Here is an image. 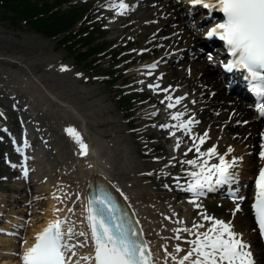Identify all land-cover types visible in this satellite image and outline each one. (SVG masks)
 I'll return each mask as SVG.
<instances>
[{"label":"rangeland","instance_id":"rangeland-1","mask_svg":"<svg viewBox=\"0 0 264 264\" xmlns=\"http://www.w3.org/2000/svg\"><path fill=\"white\" fill-rule=\"evenodd\" d=\"M160 1L167 0H144V6L138 8L136 6L134 11H128L124 17L119 19L122 23L115 30L109 27L111 26L109 19L114 17V13L104 12L106 10L99 7L98 0H70L67 8H74L82 12V18L75 26V29L82 28V33L79 36H83L86 32L91 30V34L93 33V36L97 38L96 42L98 43L91 51H95L98 46L104 48L102 51H98L83 62L78 59V54L72 53L73 49L78 50L82 48L80 44H75L77 39L74 40L73 38L69 42L64 40L60 42L59 38L44 36L27 24L16 25L14 21L12 22L7 18H0V228L3 226L6 229L5 232H0V264L14 257V255H9L8 253L10 251H17V248L21 246L24 240V236H27L35 225H38L47 217L45 209L47 208L46 198L49 193L45 192L44 194H39L38 191H35V186L21 188V190H18L16 193V188L14 187L17 185L15 183V178L20 169L9 166L8 162L18 159L21 152L17 151L18 148H16L15 144H12V142L18 138L20 139V134L25 129L30 133L28 139L31 141V146H33V148L40 142L42 143V140L44 141L45 139L44 145L48 146V152L47 154L44 153L41 155L42 157L44 156L43 159L48 161L46 162L43 160L47 165L49 164L48 167L53 169L54 173L52 172L51 177L53 176L52 178L58 181L59 188L56 191L58 192L57 194L65 197L67 194L66 191H68L69 188L63 190V186H72V184H74L73 175L68 173H71V170L68 167L64 168V165H67L65 162L68 161V159H64L66 156L64 157L63 154L66 151L64 148L68 149L70 145L69 140H73L72 138H68L70 136L64 131L71 125H67V122L63 119V113H61V109H63L62 104L60 103L62 107L58 106V99L55 101L51 100L50 97L41 90L42 87H39L41 85L35 80V75L38 76L39 74L38 77H42V80L45 79L44 82L46 83L47 81V85L45 86L54 88L53 91L56 90V92L54 91L55 93L59 92L60 95L58 96L65 99L68 96L67 99H74L73 103L77 102V105L83 102V104L81 103L83 108L89 105L91 108L89 106V108L87 107L89 110L88 112H90L91 109H93L92 111L95 109L98 110L95 111V114L97 112L96 117L94 116L95 114L92 115L94 118L89 116V119H94L89 121V124H92L90 127L95 129V125H97V127L101 129L106 128L104 130L108 128L110 133L105 132L104 136L114 139L121 147L124 146L126 149L125 153H127L131 161L137 165V167L135 166V170L141 171L140 168H147V163H156L155 161H158L166 155V151L169 152L167 149L169 142H165L163 136L158 132V125L161 124L159 123L160 116L150 119L152 116L150 113L152 111H157V109L163 107L160 103L161 96L147 87L152 80L148 81L145 78V80H143L142 77H137L136 71L139 70L135 69L159 55V53L154 52L155 46H164L162 38L157 44L154 41L156 36H159L157 34L158 28L157 25L153 24L155 17H153V15L150 16L148 13L149 10L145 6V4L148 5L151 3L150 5L155 8L156 2ZM136 2L137 1H134L133 3L135 4ZM62 7L64 8V6ZM145 10L148 11L145 12ZM184 12L185 10L182 11V14ZM200 18L201 14H199L198 9H196L190 17L181 16V18L169 22L168 26L177 27L178 29L175 28V30L184 28L191 34H198L200 32V36H202L205 31V22H199ZM125 23H130V25L125 27ZM168 34L173 35L172 32ZM76 38H78V36ZM3 45L8 48H5ZM208 53H211L210 50L205 52L206 56ZM202 56L205 57L204 53H202ZM9 58H11L12 61H8L7 59ZM62 65L67 66V71L60 70ZM77 73H80V75H77ZM215 73L217 74V70L211 75H216ZM159 78L162 79V81H160L162 83H164L163 78L166 80L164 85L176 86L170 83H175L177 81L174 73L169 72V77L163 75L159 76ZM140 81H144V83H140ZM222 82L225 83L224 81ZM69 84H71L70 87L68 86ZM57 86H61L60 89L56 88ZM135 91H137L138 94H134L133 92ZM125 93H133L130 95V98L125 101V104L130 107L127 112L130 113V115H127V113L121 109V106H124V104H122L123 100L121 95ZM79 94L81 97H85L81 98ZM76 95L78 97L77 100H80V98L82 99L80 102L76 100ZM227 95L229 98L232 96L230 93ZM47 100L51 101L52 104ZM52 101L56 103L53 105ZM59 107L61 109L56 111ZM245 111L248 115L251 114L249 109ZM61 115L62 117H58ZM246 118V114L239 117L238 121L242 122L239 124L236 122L235 125L244 127L242 124ZM59 123H63V126L62 124L59 126L60 129L62 128L61 130H59L58 127ZM211 123L212 120L209 119L203 122L202 126L206 128L209 127ZM219 124L220 122H218V127ZM261 125L262 122H259L260 127ZM218 127L214 128L213 131H217ZM5 128L8 130L7 132ZM44 130H46L45 133ZM258 130L259 128L256 129L255 133L258 132ZM49 131H51V134ZM8 132H10V136H8ZM46 132L48 134H46ZM64 133L66 136H64ZM12 134L18 136L17 139H12ZM39 136L42 138L41 141L39 140ZM54 143H57L56 146ZM28 144H30V142ZM53 147H56L55 149H57L56 151L59 154ZM49 155L51 156L48 160L47 158ZM57 156H59V158ZM32 168H34V166H32ZM33 173L34 171H32V174ZM151 173L153 174L148 176V179H144L146 183L145 193L147 194L144 196L150 195L146 197L147 200L152 201L151 196L154 195L158 198H156L155 202L160 199L161 201L168 199L169 207L174 206L173 208H175L176 218L184 219L190 225L196 220H198L197 222L208 224V222L199 219V213L201 212L200 208H195L193 206L192 215L189 214L190 212L183 214L185 209L184 204L191 199L190 196L177 190L169 191L168 198H166L161 194L162 191L157 190L159 188L157 185L159 182H156V170L154 169ZM62 177L63 179H61ZM63 183L64 185H62ZM62 191L64 193H62ZM14 193L19 196L15 202L12 201L14 198L12 195ZM211 198L212 197H208L204 200L207 214L212 216L217 215L216 218L218 219L228 218L226 220H231L232 223L238 225L239 231L249 232L251 217H248L249 224L245 222L246 213L250 216L247 202H245L244 205L240 203V206H242L241 210L238 211L236 217H233V205L238 201L231 202L226 199L221 200L220 195ZM55 208H57V206ZM14 214L19 218L18 222L20 223L17 225L10 224L11 219L16 218L12 216ZM182 215L186 217L182 218ZM190 215L191 217H189ZM16 226L20 227V234H10L12 231L16 230ZM6 238L11 239L10 242H5L4 239Z\"/></svg>","mask_w":264,"mask_h":264},{"label":"bare ground","instance_id":"bare-ground-1","mask_svg":"<svg viewBox=\"0 0 264 264\" xmlns=\"http://www.w3.org/2000/svg\"><path fill=\"white\" fill-rule=\"evenodd\" d=\"M133 1L135 0H125V3L129 5V8L127 10H133L135 8V4L133 3ZM143 2L144 1L138 0L137 6L138 7L144 6ZM188 2L189 0L187 1V4H183L182 1L180 2L178 0L160 1L156 3L155 8L152 7V5H150L151 3H149L148 5L145 4L146 8L149 10L148 13L150 14V16L153 15V17H155V21H153L154 22L153 24L157 25V28H158L157 34L159 36H156L154 41L157 44L162 38L164 41V46L163 47H160L162 45L155 46L154 52L159 53V55L156 56L155 58H152L148 62L141 64L140 67H143L144 65H147V64H151L153 62H156L155 60H158L156 64L159 65L161 62V64L165 66L166 70L163 71L157 66L155 69L145 68L144 70L141 69L142 71H136V76H139L140 78L142 77L143 80L145 79L150 80V81L152 80L151 83H157L161 81L159 78L160 73L164 72L166 77H169V72L174 73L177 81L175 83L174 82H170V83L176 86L172 87L169 90L168 94L172 95L173 97L177 95L184 96L185 94H187L185 100L182 102V105H178L176 108L170 109V110H166L167 102L165 104H162L163 106L162 111H158V110L152 111V112H156V115L151 116L150 119H152L153 117L157 118L158 116H160L159 123L175 124L177 123V121H173L170 119L171 112L178 111V110L182 111L184 110V106H186L189 111L181 119H187L188 115H192L194 116L196 120L199 121L198 124L194 125L193 132L199 133L202 135L205 130L208 131L209 139L206 141V144L202 146V150H204L206 147H210L212 144H216L218 151L223 153L227 151V148L229 146H231L234 151L230 154V156L234 155V156L243 158L237 169L239 173V180L237 182L236 187L239 188V195H243L246 197V199L241 202V205H244L245 202L248 203V200L249 202H251V198L253 197L254 187H253V179L251 180V178H252V174L254 170L261 163L258 153L260 151V144L262 142L260 133L264 132V122H262V125L260 127L259 122L261 121H258L260 120V118L257 117L256 111L251 108L252 105L249 107L248 103H245L241 100V98H243L244 96L240 94L239 92H237L236 90L227 89L226 83L223 84L222 82L223 78L221 76L211 75L212 72L215 71V68H216L215 66L217 65V68L219 67V61L217 60V53L213 55V60L211 62L208 60L207 56L205 57L202 56V53H205L203 49H206L208 47V44L205 42L203 36L199 37L200 33L191 34L186 29L184 30L180 29V31L179 30L174 31L175 26H168L169 22H173L177 20V18L178 19L181 18V16H185V17L189 16V13L186 14V12L182 14L183 7L186 9L187 12L188 10H192L190 9ZM98 3H99V7L106 10L104 12L114 13V17L109 19L110 20L109 23L111 25L109 27L111 29L114 28L116 30L122 23L119 21V19L124 17L126 13L124 12V14L122 15L117 14L116 9L110 7V5L112 3L118 4L119 0H98ZM147 11L145 10V12ZM125 24H126L125 27L130 25V23H125ZM169 32H174V33H172L173 35H170L168 34ZM4 47L6 48L7 46H4ZM214 52H217V49H215ZM180 53H181V57L179 56ZM176 57H180V58L176 60L175 59ZM7 60L10 61L11 58ZM173 61H176V63H172ZM148 71L152 72L151 76L146 75ZM35 76H36L35 80L41 85V86L39 85L38 86L42 87L41 90L48 97H50L51 100L55 101L58 99L59 105L58 104L56 105L60 107L63 106V109L59 107L58 110L56 109L55 110L59 111V109H61L62 111L61 110L60 111L61 113H63V119L65 120V122H67V125H71L72 127L76 128L79 131L84 141L89 145V152L86 157L80 156L78 154V146L76 145L74 140H69L70 145L68 146V149L64 148L66 149L65 153H63L64 157L66 156L64 159L66 158L68 159V161L65 162V164L67 165H64L65 166L64 168L68 167L71 170V173L70 172L68 173L70 175H73V180H74V184H72L71 182L72 186L70 185L65 186L64 183L62 184L64 185L63 190L65 188L67 189L69 188V190L66 191L67 194L65 195L67 199H65V197L61 196L60 194H57L58 192L56 191L59 188L58 181L57 180L55 181L54 178H52L53 176L51 177L53 169L48 167L49 164L48 165L46 164V162L48 161L43 159L44 156L42 157L44 153L47 154L48 152L47 151L48 146L44 145L45 139L43 141L42 138L39 136V140L40 141L42 140V143L40 142L36 147L33 148V146H31V141L28 139V136H30V133L28 132V130L25 129L20 134V137H21L20 139L19 138L17 139L18 136H14V135L12 136L14 139H17L15 140L16 148H22V152L20 153L19 158L12 162L16 163L15 168H19L22 170L23 168L21 165H23V167L25 166L29 170L27 178L23 176L21 170L19 171V173H17V176L15 178V183L17 185L14 186L16 188V193L18 190H21V188H28L31 186H35V191H38L39 194H44L45 192H47L49 193V195L46 198L47 208L45 209L46 210L45 212H46L47 217H45L41 223H39L38 225H35L34 228L30 230L27 236L26 235L24 236V240L21 246L17 248V251L15 252L10 251L8 254L14 255L15 253H22L25 247H28L32 243L35 242L34 240L35 234L41 231L45 226H47L48 222L51 220H54L57 218L63 219L65 217H69L71 222L82 220L83 216L81 215V212H82L84 204L86 203V198L89 197V183L92 182L94 184L96 181H99V180H104L106 184L116 193L117 197L121 199L123 202H125V204L127 205V208L133 215L132 218L135 219V223L136 221H139V226L144 232L143 238L149 242L150 247L154 252L157 250H159L161 253L163 252V249H160L159 247L161 244H165L169 248V250H171L176 243H180L182 247L186 248L187 245L184 244L183 241H176L175 239L172 238L174 233L169 231V229H172L175 227H183V226L191 227V225L188 222H186L184 219L183 220L185 221V225H178L174 223V221L178 220L179 218H176L177 216H173V212L176 213L174 210L175 208H173L174 206L169 207L168 199L165 201H161L160 199L157 202H155L157 197H155V195L152 193L154 195V196H151L152 201L147 200L146 197L150 195L144 196L146 194L145 193L146 183L144 182V179L147 178L148 176H151L148 173H151L155 169L157 173L156 182H159V184H157L159 186V188L157 187L158 188L157 190L162 191L161 194L163 196L168 198L169 191H177V190L181 191L179 188L175 186V183L173 182L171 177L166 176V175H161V169H163L164 166L168 164V161L171 157H176L177 161L173 162L175 166L168 167L167 171L172 173V175L181 174V168L178 163V160L185 158L184 153L192 143L190 137H186L182 130H177L176 136L181 137L182 142H181L180 148L174 151L173 149L176 143V137L169 135V132L172 131L173 129L171 128L165 129V128L159 127L158 128L159 134L163 136V139L165 142H169V144L167 145V149L169 150V152L166 151L165 152L166 155L163 158L159 159L156 163H153V162L147 163V166L145 165L147 168H143V169L140 168L141 171L135 170V166L137 167V165L133 163L129 155L125 153L126 149L124 148V146L121 147L120 144L115 142L114 139L106 138L104 136L105 132H109L108 128L107 130H104L106 128L101 129L97 127V125H95L96 123L94 124L96 126L95 129H92L90 127V125L92 124H89V121L91 120V118L89 119V116L94 115L95 111H98V110L95 109L94 111H92L93 109H91V111L88 112L89 111L88 108L90 107L88 104H85L89 106V107L87 106L88 108L87 107L83 108L82 106L83 102H81L82 104L80 103L79 105H77L78 104L77 102L73 103L74 99L68 100L67 99L68 96L66 97V99L58 96L60 94L59 92L55 93L56 90H54L55 91L54 92L53 91L54 88H51V86L50 88L49 86L47 87L45 86L47 85L46 84L47 81L46 83L44 82L45 79L42 80V77H38L39 74L38 76L37 75ZM158 84L161 89H163V87H166L168 85V84L164 85L165 82L158 83ZM70 85L71 84H69L68 86L70 87ZM60 87L61 86L59 87L57 86L56 88L60 89ZM226 91L235 92L237 96L236 97L230 96L231 98H229L227 97L228 95ZM156 92L161 96L160 99L163 100L165 93L161 91H156ZM79 96L81 97L80 94ZM75 97H77V95ZM83 97L85 96H82L81 98ZM81 98L80 100H77L78 99L77 97L76 100L80 102L82 100ZM192 101H195V103H193ZM49 102L50 104H52L51 101ZM55 103L53 102V105ZM60 103L62 104V106L60 105ZM247 108L251 112V114L249 115L245 113L246 112L245 109ZM101 112H98V113H101ZM96 114L94 115L95 117H96ZM245 114L247 115V118L244 121H248V123L247 124L243 123L244 125L242 124V126L244 127L236 126L235 124L239 120V117ZM58 117H62V115ZM209 119L212 120L211 125L209 124V127H206V128L203 127L202 123ZM218 122H220L219 127H218ZM60 124H62L63 126V123H59L58 127L60 126ZM216 127H218V130L213 131V129ZM258 128L260 131L255 133L256 129ZM61 129L59 127V130ZM45 131L46 130H44V133ZM50 132L51 131H49V133ZM46 134L48 133L46 132ZM66 134L64 136H66ZM257 134L260 136V139H258ZM68 138H71V137H68ZM29 142L30 144H28ZM25 143L27 144V147H24ZM53 148L55 151L57 150L55 149L56 147H53ZM195 155L196 154L193 151L191 153H188L187 158L191 159ZM50 156L51 155L48 156L47 158L48 160ZM57 157L59 158V156ZM43 160H45L46 162ZM32 166H34V168H32ZM185 167H188V166H185ZM32 171H34L33 174H32ZM61 179H63V177ZM181 182L184 183L185 181L182 180ZM165 184H168L169 187L165 188L164 187ZM153 188H154V185H153ZM219 190H215V191H219ZM62 193L64 192L62 191ZM185 194L188 196H191L190 193H185ZM12 196H14V198L12 199L13 202H15L19 198V196H17L15 193ZM188 203L189 202H186V204H184L185 209H184L183 214L187 212H190L189 214L193 213V209H194L193 205L189 203V206H188ZM197 203L202 205V207L200 208V211L207 213V210L205 208V203L202 200H200V198L197 200ZM56 206L57 208H55ZM69 207L74 209L72 213H69L67 211ZM172 208L174 211L172 210ZM248 208H249L250 216L249 214L246 213L245 222L249 224L250 222H249L248 217H251L249 232L246 233V232L239 231L238 225H235L234 223L232 224L234 226V229L237 232L242 233V239H244L250 245L251 252L253 253L254 256H256V260H254V263L259 264V260H261L262 256H263L262 259H264V254L262 252L259 237L253 226L252 216L250 212V203H248ZM54 209H60L61 211H55ZM12 211L15 212L14 210ZM237 213L238 212H236L233 217H236ZM191 215L189 217H191ZM12 216L16 217L15 214ZM164 216H169L172 218L170 220H165ZM216 216L217 215H215L214 217ZM181 217L184 218L186 216L182 215ZM18 219H19L18 217H16L15 219H11L10 224L17 225L18 223H20L18 222ZM199 219H200V216H199ZM221 219L225 221H231V220H226L228 218L226 219L221 218ZM136 225H137V228H139L138 224ZM251 225L253 226V229ZM68 226L69 224L66 223L64 225V229L66 230ZM76 227H77V230H81V226L79 224H77ZM20 230H21L20 227L16 226V230L12 231V233L10 234H14V235L20 234L21 232ZM5 231L6 229L3 226H1L0 232H5ZM183 235L187 236L186 233ZM79 239L82 241L84 238L80 237ZM10 240L11 239L9 238L4 239L5 242H10ZM24 241H27V243H24ZM73 243H75V241H73ZM91 250L92 249L90 247L86 246L84 248H78L77 252H78V255L82 256V255L88 254L89 252H91ZM3 264H22V262L20 260L19 255H14V257L3 262ZM161 264H163V262H161Z\"/></svg>","mask_w":264,"mask_h":264},{"label":"snow or ice","instance_id":"snow-or-ice-1","mask_svg":"<svg viewBox=\"0 0 264 264\" xmlns=\"http://www.w3.org/2000/svg\"><path fill=\"white\" fill-rule=\"evenodd\" d=\"M189 3L202 6L208 10V15L214 12L222 14V18L208 29L206 36L218 38L223 42V47L231 58L224 62L222 67L228 72L243 71L249 90L256 98L253 108L257 117L264 118V0H189ZM110 7L122 15L129 5L125 0H119L118 4L112 3ZM207 58L211 62L212 54L208 53ZM156 66L153 62L143 67L155 69ZM60 70L67 71V66L62 65ZM146 75L151 76L152 72L148 71ZM147 87L154 92L165 93L160 103L167 102L166 110L182 105L187 96L185 94L173 97L168 94L171 86L161 89L158 83H149ZM188 111L186 106L182 111H173L170 119L177 123L158 125L160 128L173 129L169 135L176 137L174 151L180 148L182 142V138L176 136L177 130H182L192 141L184 153L185 158L178 160L181 174L172 175L167 171L168 167H174L173 162L177 161L176 157H171L168 164L161 169V175L171 177L177 188L190 193L191 199L188 202L196 208L202 207L197 200L207 192L225 188L235 201L245 200L246 197L239 195V188L236 187L239 180L237 169L243 158L230 156L234 151L231 146L223 153L218 151L216 144L202 150V146L209 139L208 131L205 130L202 135L194 133L193 127L199 121L192 115L181 119ZM150 115L154 116L156 112ZM243 123L247 124L248 121ZM65 131L78 146V154L86 157L89 145L79 131L72 126L67 127ZM260 135L262 142L258 156L264 161V132ZM24 147H27L26 143ZM17 151L22 152V148ZM193 151L196 155L188 159V153ZM12 166L16 167L15 164ZM21 166L23 176L27 177L28 168ZM182 180L185 182L182 183ZM253 185L251 209L259 234L264 239V164H261L254 176ZM164 187L168 188L169 185L165 184ZM240 210V204L236 203L233 215ZM67 211L72 213L74 209L69 207ZM81 215L83 219L75 222H71L69 217L49 221L47 226L35 234L34 243L25 247L22 253L14 255H19L22 264H254L250 245L242 239V233L234 229L232 221L218 219L206 212L199 213V216L201 221L209 222L207 225L193 221L191 227L169 229L174 233L172 238L183 241L187 247L176 243L169 250L165 244H161L159 247L163 249L162 253L151 249L149 242L143 238V230L132 226L125 218L126 213H120L105 193L97 192L86 198ZM171 218L164 216L165 220ZM66 223L69 226L65 230ZM174 223L185 225L183 219L175 220ZM77 224L81 226V230H77ZM136 224H139V221H136ZM185 233L187 236L183 235ZM80 237L84 239L81 241ZM86 246L92 249L91 252L78 255L77 249Z\"/></svg>","mask_w":264,"mask_h":264},{"label":"trees","instance_id":"trees-1","mask_svg":"<svg viewBox=\"0 0 264 264\" xmlns=\"http://www.w3.org/2000/svg\"><path fill=\"white\" fill-rule=\"evenodd\" d=\"M67 2L68 0H0V18L7 17L14 22L20 21L46 36L70 41L78 35V32L73 30L81 14L63 8ZM94 40L91 34L78 38L75 43L80 42L83 48L72 53L78 54L80 61H86L94 54L91 50L98 45ZM102 48L98 46L95 51Z\"/></svg>","mask_w":264,"mask_h":264}]
</instances>
